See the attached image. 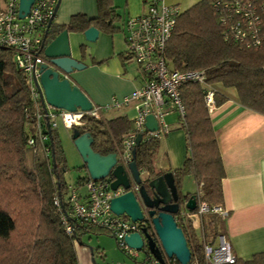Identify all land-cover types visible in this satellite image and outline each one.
<instances>
[{
	"label": "trees",
	"instance_id": "16d2710c",
	"mask_svg": "<svg viewBox=\"0 0 264 264\" xmlns=\"http://www.w3.org/2000/svg\"><path fill=\"white\" fill-rule=\"evenodd\" d=\"M107 1L97 0V17L87 18L84 14H76L67 24L56 25L52 29L66 28L68 31L81 33L93 25L99 31L113 32L118 28L113 24L118 14L114 7L106 4ZM215 1L199 0L181 11L165 45L167 64L179 70H203L205 82L211 88L215 83L233 87L242 106L264 115V40L246 47L224 37ZM80 49L84 54V46ZM122 56L124 60L131 59L127 50ZM205 90L206 87L197 82L185 83L180 89L184 115L179 119V128L184 133L186 155L182 165L171 172L178 191H181L182 178L189 174L199 186V190L193 193L196 199L203 200L208 205H222L221 179L224 170L210 111L204 103ZM225 99V95L214 90V105H219ZM34 111L35 105L29 96L27 81L14 63L13 51L0 46V148H6V154H9L11 168L7 169L12 173L8 178H1V181L6 184L11 178L25 179L29 182L26 186L27 194L30 195L28 198L33 195L37 199V220L33 229L28 237L16 241L11 240L16 222L10 210L15 209L0 205V264H79L75 243L81 244L83 233L103 232L112 237L113 235L103 228L88 226L75 220H72L70 232L64 230L58 207L54 203V197L59 194L63 199L67 189L60 175V166L64 161L62 151L55 127L48 128L45 121L41 132L46 135V139L43 143L36 140L35 148L28 144V137L34 132L31 121ZM74 127L80 133L89 132L93 137L92 148L101 154H107L115 152L123 134L132 128V120L126 115L107 120L85 117L81 126ZM26 128L29 134H26ZM141 136L140 143L135 146V162L140 171L153 178L163 172L156 170L154 166L159 138L148 135L146 130ZM37 147L45 157L35 156L31 168L24 165L18 168L25 149L32 148L36 151ZM52 152L54 164L51 161ZM83 167L85 169L84 164ZM88 177L85 172L78 183ZM18 194L19 192H14L12 199V196H7L10 200L6 202L12 205L11 202L17 199ZM185 195L187 198L191 194ZM18 198L28 200L22 196ZM63 209L66 210L65 204ZM202 217L201 240L195 236L189 218L175 217L190 250L188 264H212L204 258L203 244L207 241L214 242L217 234L221 233L223 216L207 214ZM170 261L177 263L174 257ZM223 264H264V259L257 253L249 259L236 257L233 263Z\"/></svg>",
	"mask_w": 264,
	"mask_h": 264
},
{
	"label": "built area",
	"instance_id": "2783aa9c",
	"mask_svg": "<svg viewBox=\"0 0 264 264\" xmlns=\"http://www.w3.org/2000/svg\"><path fill=\"white\" fill-rule=\"evenodd\" d=\"M0 46L13 51L16 67L24 74L28 84L29 96L34 102L35 111L31 117L33 135L28 137V144L36 146L46 139L41 132L43 121L56 127L59 118L66 128L81 126L83 118L103 119V112L111 108H120L133 103L135 116L132 128L122 136L120 145L116 146V164H121L129 173L128 164L132 160L135 138L146 130L148 135L158 137L169 131L166 116L175 112L178 119L183 117L184 108L180 98V89L185 83L197 82L206 87L204 103L210 111L214 105V90L206 84L203 70H179L171 68L164 55L165 45L181 13L177 4H167L163 0H145V9L135 16H128L122 22L126 50L134 60L143 76L142 84L119 98H112L109 104H93L89 110L77 108L75 111L54 108L46 105L43 109L35 80L40 75V65L45 62L42 40L46 26L53 15L58 0H33L29 11L21 18L18 16L19 0H0ZM214 6L223 27L224 37L238 41L249 47L264 40V2L258 0H216ZM206 84V85H205ZM147 115L156 120L157 129L150 132L144 123ZM111 174L102 179L90 177L67 187L63 199L58 194L54 203L58 207L60 220L66 232L72 230V220L88 226L105 229L115 238L118 247L128 256L142 264H174L163 252L160 262L143 246L137 250L124 242V236L139 231L140 221H132L124 214L116 215L109 208L112 197L126 191L123 187L110 188ZM83 188V191L81 189ZM137 190V186L131 187ZM66 210H64V204ZM217 214L225 217L227 211L221 205H208L196 199V208L179 213L180 218L198 217ZM152 229V228H151ZM154 237L157 239L153 229ZM203 238V231L202 236ZM158 246L161 248L157 239ZM143 252L141 261L137 259ZM203 254L212 264L233 263L236 254L223 233L217 234L214 242H204ZM180 264V263H175Z\"/></svg>",
	"mask_w": 264,
	"mask_h": 264
},
{
	"label": "crops",
	"instance_id": "0c3cea01",
	"mask_svg": "<svg viewBox=\"0 0 264 264\" xmlns=\"http://www.w3.org/2000/svg\"><path fill=\"white\" fill-rule=\"evenodd\" d=\"M198 1L163 0L179 5L181 10ZM106 4L118 14L113 22L118 28L113 32L100 30L94 42H86L81 33L68 31L72 56L85 64L84 69L73 72V82L98 105L109 104L112 98L129 93L143 81L138 66L137 72H130L126 66L132 60H124L122 56L126 53L122 22L128 16L142 13L145 0H108ZM98 13L97 0H59L54 22L65 25L73 15L95 18ZM81 43H85L84 54L79 49ZM212 88L226 96L209 112L224 170L221 206L227 215L220 217L223 219L221 233L238 258L249 259L260 253L264 259V115L242 106L233 87L215 83ZM120 108L104 111L102 120L123 115L117 111ZM166 120L169 131L159 138L158 147L166 154L167 161L160 162L157 155L154 160L156 170L163 172L179 168L186 155L185 137L177 114L168 113ZM188 177L192 176L187 174L182 178L183 194L194 193ZM202 218L195 215L189 218L196 237L202 236Z\"/></svg>",
	"mask_w": 264,
	"mask_h": 264
},
{
	"label": "water",
	"instance_id": "95a60500",
	"mask_svg": "<svg viewBox=\"0 0 264 264\" xmlns=\"http://www.w3.org/2000/svg\"><path fill=\"white\" fill-rule=\"evenodd\" d=\"M32 2L33 0H19V18L29 11ZM58 5L59 0L42 40L45 62L40 65V75L38 80H35L40 103L44 110L46 105L67 111H75L77 108L89 110L92 102L80 86L73 82L72 76L73 72L84 69L85 64L72 56L68 30L52 29L53 26L64 25L54 22ZM98 33L99 30L93 25L81 32L86 42H94ZM81 46L85 48V43H81L79 49ZM46 125L49 128V124ZM144 125L150 132L157 129L156 120L152 115L146 116ZM71 137L90 178L97 180L111 174L113 179L110 188L116 190L121 186L126 189L110 199L109 208L116 215L124 214L130 220L142 223L139 231L124 236V242L137 250L145 246L160 262L164 253L168 258L174 257L180 264H188L190 250L175 217L183 209L190 212L195 210V195L191 194L185 198L186 195L178 191L171 171L162 172L153 178L140 171L135 162V148L128 164L129 175L121 164H116L114 152L101 154L92 148L93 137L89 132L80 133L78 128L73 127ZM141 138V134L136 135L135 146L140 143ZM51 161L54 164L53 152ZM141 173H144V177ZM133 185L137 186V190L131 188ZM147 224L153 229L161 248Z\"/></svg>",
	"mask_w": 264,
	"mask_h": 264
},
{
	"label": "rangeland",
	"instance_id": "374dc122",
	"mask_svg": "<svg viewBox=\"0 0 264 264\" xmlns=\"http://www.w3.org/2000/svg\"><path fill=\"white\" fill-rule=\"evenodd\" d=\"M2 2L0 1V5ZM137 63L132 60L131 62L127 63V69L130 72H137ZM117 111H121L123 115L129 120L135 116V110L133 108V103L128 104L124 108L117 109ZM56 127L55 131L57 133V140L59 142L62 155H63V164L60 166L61 171V179L64 182V186L70 187L73 185H78V179L85 175V169L83 167L82 159L77 151L74 142L72 140L71 134L72 130L66 128L60 121L59 118L56 119ZM26 134H29L28 129L26 128ZM157 157L160 159V162H166L167 157L162 149L158 147ZM36 157L43 158L44 153L38 150L33 151L32 148H26L25 152L22 154V161L18 162V168L21 166H26L31 168L32 166V159ZM9 154H6V148H0V181L1 178H7L12 174L10 170L7 168H11L9 162ZM16 169V168H15ZM141 176L144 177V173H141ZM192 177H188V183L193 188L194 192L199 190L197 188L195 182ZM3 181L0 182V205L4 206H12L10 209L12 215L16 222V230L13 233L11 240H22L29 236L30 232L33 229V226L37 220V199L32 195L30 196L28 191L26 190V186L29 183L25 179H14L11 178L8 183L2 184ZM82 191L83 188L81 187ZM7 191V192H6ZM24 191V192H23ZM14 192H19V196L25 197L28 200L24 201L25 199H17L12 205L7 203V200H10ZM22 192V193H20ZM16 194V193H15ZM15 196V195H14ZM16 197V196H15ZM13 196L11 197V199ZM14 200V199H13ZM200 240V235L197 236ZM81 244L75 243L76 254L78 258L79 264H132L133 258L128 256L125 252H123L117 245L114 237L106 233H83L81 235ZM143 258V252L140 251L137 259L141 261Z\"/></svg>",
	"mask_w": 264,
	"mask_h": 264
},
{
	"label": "flooded vegetation",
	"instance_id": "af4514ba",
	"mask_svg": "<svg viewBox=\"0 0 264 264\" xmlns=\"http://www.w3.org/2000/svg\"><path fill=\"white\" fill-rule=\"evenodd\" d=\"M181 213V212H180ZM178 215H179V213L176 215V217H178ZM148 225V227L150 228V231H152L151 230V226H150V224H147Z\"/></svg>",
	"mask_w": 264,
	"mask_h": 264
}]
</instances>
